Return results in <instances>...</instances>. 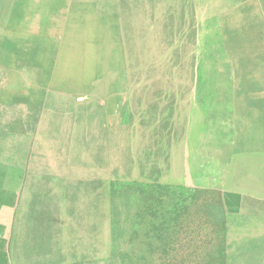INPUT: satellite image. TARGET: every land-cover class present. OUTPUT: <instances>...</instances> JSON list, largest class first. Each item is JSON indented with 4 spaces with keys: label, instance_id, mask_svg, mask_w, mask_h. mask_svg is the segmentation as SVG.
Returning <instances> with one entry per match:
<instances>
[{
    "label": "rangeland",
    "instance_id": "rangeland-1",
    "mask_svg": "<svg viewBox=\"0 0 264 264\" xmlns=\"http://www.w3.org/2000/svg\"><path fill=\"white\" fill-rule=\"evenodd\" d=\"M116 109L108 173L90 121ZM79 175L96 246L57 264H254L226 191H264V0H0V264L49 263L14 243L67 221Z\"/></svg>",
    "mask_w": 264,
    "mask_h": 264
},
{
    "label": "crops",
    "instance_id": "crops-1",
    "mask_svg": "<svg viewBox=\"0 0 264 264\" xmlns=\"http://www.w3.org/2000/svg\"><path fill=\"white\" fill-rule=\"evenodd\" d=\"M77 177L83 179L80 175ZM80 178H72V181H67L66 183V188H68L69 185V197L67 204L65 203V208L69 215L67 221L65 222L63 219H61L60 221L58 220V217H56V219H45L44 217V220H39V223L35 225L34 230L31 231L32 239L27 241L28 244H23V246L20 247L17 245V243L13 242L15 246V252L29 253L33 255L37 260L40 259L49 261V263L46 264H57L58 260L64 258V253H66V259L70 261L78 260L80 258L89 259L90 254L92 257L95 249L94 245L96 246L95 238L97 237V226L96 224L94 225L93 221H91V223H83L84 211L82 205L80 207L79 204L82 200H84L83 197L85 188H83V186H80V183L81 185H84L83 182L80 181ZM194 178L196 177L194 176ZM197 178H199L200 180L203 179L202 176ZM34 180H36V182H33L30 185L33 189H35L36 196L38 198L39 196H45V198H43V201L45 203L47 201L57 207L54 201V196L57 195L56 185L46 178H36ZM94 184L88 185V192L90 191V189L94 188ZM230 196H236L238 199V202L235 204H231V202L228 200V203H226V208L229 211L236 212L238 218L236 222L238 223V226L247 231H250L251 229H253V231H255V229H259L258 231H256V235L254 236H247V234H245L243 243L244 245L246 244L248 246L249 244H252L248 249H250L249 251L252 252L250 259L255 260L254 264H264V219H256L253 216V212H257L255 205H264V191H259V193L248 192L241 189L226 191V197L230 198ZM90 210L91 209H88V212ZM92 211L93 210H91V212ZM79 216L82 217V220L79 219ZM93 216L94 215L92 214V220L94 219ZM32 218L34 217L32 216ZM29 220L30 213L27 212L26 214H24V222L26 224V227L28 226ZM98 221L99 218L96 215L95 223H98ZM59 223H61V227ZM52 229L53 233L51 232ZM85 237L87 238L85 239ZM83 244H85V248L82 247ZM50 245L52 248H54V252H52V250H49L48 247ZM244 247L246 248V246ZM244 247L242 248V250L247 251V248L245 249ZM21 258L24 257L21 256Z\"/></svg>",
    "mask_w": 264,
    "mask_h": 264
},
{
    "label": "bare ground",
    "instance_id": "bare-ground-1",
    "mask_svg": "<svg viewBox=\"0 0 264 264\" xmlns=\"http://www.w3.org/2000/svg\"><path fill=\"white\" fill-rule=\"evenodd\" d=\"M116 111H117V109H116ZM116 111H115V113H112L114 118L108 119L109 120V122H108L109 130H108V132H106L107 135H105L106 133L105 134L102 133V126H104V122L102 120H99V122L102 124H99L97 122L98 120H95V119L90 121V123H92L91 128L98 129V131L101 129V131L98 132V139L96 142L97 145L95 146L96 151L94 150V153L96 152V155H97L96 158H98V157L100 158V160L98 161L97 164L102 163L103 169L105 167V169L108 173L110 171H112L113 169L114 170L120 169V165H117L118 162H114L115 158H117L116 156H114L116 154L114 152L116 151V148L118 146L116 141H124L127 139L125 128H126V126L131 125V122L129 121L130 118H127L126 114H125L126 109H118L117 113H116ZM157 118H158V116L155 119L157 120ZM151 122H154V121H151ZM160 124L161 123H158L157 125H160ZM115 126H119L120 129L112 132V127H115ZM87 132H88V130H87ZM125 165H126V163H125ZM121 168H123V166H121ZM96 169L98 171L100 170L97 167H96ZM94 171L92 170V172L94 174H96L97 173L96 170H94ZM80 181L85 183V181L81 178H80Z\"/></svg>",
    "mask_w": 264,
    "mask_h": 264
}]
</instances>
